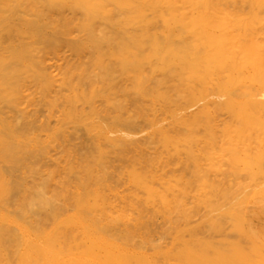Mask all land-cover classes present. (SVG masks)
Listing matches in <instances>:
<instances>
[{
    "label": "bare ground",
    "instance_id": "1",
    "mask_svg": "<svg viewBox=\"0 0 264 264\" xmlns=\"http://www.w3.org/2000/svg\"><path fill=\"white\" fill-rule=\"evenodd\" d=\"M97 222L166 225L111 264H264V0H0V264Z\"/></svg>",
    "mask_w": 264,
    "mask_h": 264
},
{
    "label": "rangeland",
    "instance_id": "2",
    "mask_svg": "<svg viewBox=\"0 0 264 264\" xmlns=\"http://www.w3.org/2000/svg\"><path fill=\"white\" fill-rule=\"evenodd\" d=\"M65 48L63 47L61 50L58 49L59 53H65ZM52 57V58H51ZM53 50H48V62L54 60ZM47 63H43V66H46ZM55 92L52 91L51 95ZM57 101L61 102L60 108L65 105L61 99H57ZM79 104L81 102L79 101ZM38 120L36 121V125L31 130H26L24 128L19 129L20 131H28L29 133L34 134H44L48 131V141L50 144H55L52 142L51 135L57 134L55 131L58 126L55 123L56 115L58 112L51 113L48 109V112L43 108L38 112ZM26 132V133H28ZM80 136L74 138L72 141L79 143L82 138H86V134L84 131L79 130ZM51 148V145H48V150ZM82 151L87 152V148H83ZM53 149H51V153ZM50 162V161H48ZM152 228L156 233H160L161 229L166 228L165 224L154 223L152 225H132V224H121L114 222H97L93 224H83L75 227V234H67L66 236V263L70 264V259L75 251L79 256L82 257L84 263L87 264H111L113 257L116 255V247H127L130 244L134 245H149V243H142L139 239H135L133 241L126 240L125 236L121 237L116 233L123 232L125 230H145ZM179 228L184 229V225H180ZM100 231V232H99ZM203 234L208 239H213L212 235L206 228L203 229ZM164 239L162 240L163 244ZM152 244H158L156 241H151ZM150 251V250H148ZM117 258L121 263H125V261H133L132 257H125L123 254H117Z\"/></svg>",
    "mask_w": 264,
    "mask_h": 264
}]
</instances>
